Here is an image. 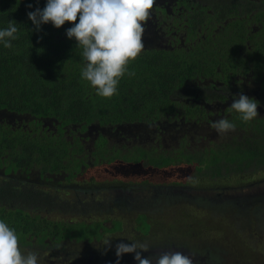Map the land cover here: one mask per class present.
<instances>
[{
  "label": "trees",
  "instance_id": "trees-1",
  "mask_svg": "<svg viewBox=\"0 0 264 264\" xmlns=\"http://www.w3.org/2000/svg\"><path fill=\"white\" fill-rule=\"evenodd\" d=\"M45 4L46 0H39L38 3L37 0H0V29L6 28L9 20L18 24V39L11 41L13 47L6 49L0 44V111L4 112L0 119L7 122L0 124V166L7 172L18 169L28 172L35 168L41 173L62 170L71 178L80 174L82 169L93 167V164L128 166L143 161L149 166L147 157L125 163L127 159L123 157L126 153H150V150H139L141 146L137 144L130 147L127 144L130 140L123 134L125 128H139L138 124L153 125L158 122V127L166 125V129L160 130L164 133L178 120L184 121L187 131L195 126L204 127L194 132L199 133L196 134L199 135L198 140L202 139L205 143L199 150L197 147L184 150L183 143L189 144L190 140L178 141L177 147L171 148L172 154L162 155V163H151V168L159 166L158 170H163L180 164L190 166L195 162V165H202L212 178H222L232 170L241 171L251 166L260 169L264 166V102L259 101L264 100V94L255 99L262 108L261 111L258 108L259 116L254 120L242 122L237 116L225 117L249 136L221 134L222 140L217 145L208 143L207 147L205 136L210 132L208 125L214 122L210 119V108L205 107L210 99L207 96L202 98L196 87L197 82L205 81L209 93L215 88L221 91L215 93L213 90L214 93L220 94L229 90L231 83L248 70L260 72L264 60H258L255 67H250L255 59L244 57L242 46L249 41L254 46L249 53L264 52V40H257L260 36L264 38V0H223L213 2L205 9L198 5L204 14L206 9L215 10L213 14H205V25L209 30L204 31V26H201L204 37L174 52L162 50L139 56L128 68L135 74H126L120 80L117 94L111 98L97 96L88 82L81 78V69L86 62L82 49L76 48L75 40L66 36L71 24L66 23L60 29L46 24L38 32L34 29L27 13L36 7L42 9ZM231 17H234L231 21L227 20ZM222 20H227L228 25L222 24ZM217 25L223 31H214ZM197 35L191 34L192 39ZM178 104L184 109L180 110ZM8 114H15V117L7 118ZM45 121L47 124L43 126ZM55 127L56 132L52 129ZM89 127L98 132L91 153H86L83 146L73 147L77 144L76 140L71 139L75 142L71 143L64 136V132L72 135L77 129L84 132ZM152 128L144 126L142 129L152 131ZM175 129L178 130V127ZM120 134L124 139H115ZM117 140L122 142L121 146H118ZM221 148L225 151H220ZM192 155L200 159L188 161ZM198 169V172L202 170ZM54 195L37 190L31 184L18 186L12 179L0 180V205L18 201L24 203L16 211L17 217L11 219V228L22 238L29 236L31 231V237L38 236L40 241L46 239L45 230L34 232L20 213L42 202L53 205ZM83 220L79 225H66L69 233L65 236L64 222L56 223L55 232L48 237H68L70 242L104 241L107 235L111 238L122 229L118 220L110 221L109 226H105L104 221L94 225ZM144 220L145 217L139 215L135 224L145 237L152 234L153 227L150 222L144 224Z\"/></svg>",
  "mask_w": 264,
  "mask_h": 264
},
{
  "label": "flooded vegetation",
  "instance_id": "flooded-vegetation-1",
  "mask_svg": "<svg viewBox=\"0 0 264 264\" xmlns=\"http://www.w3.org/2000/svg\"><path fill=\"white\" fill-rule=\"evenodd\" d=\"M218 1L222 2L223 0H156L155 5L151 10L150 17L144 25V49L139 56L154 54L162 50L174 52L184 45L190 46L192 42L203 38L204 32L202 31L201 26H204V31L208 29L205 25V14H213L215 10L206 9L204 14V11H201L202 9L200 7L204 9L211 7L213 2ZM197 11L200 12L196 13ZM233 18L234 17H231L227 20L231 21ZM227 20H222V24L227 26ZM219 21H221V19ZM213 30L220 32L223 31V28L218 26ZM253 30H256L257 32V29L254 26ZM191 34L199 35H197L195 39H192ZM260 39V42L264 40L261 36L257 38L258 41ZM252 47L254 48V46L250 45L249 41H246L242 46V52L244 57H252L255 59V62L250 64V67H255L256 61L264 60V52L255 51V54H251L249 53V50H251ZM259 71L260 72H254L252 70H248L243 76L236 78L237 81H235V83L229 82L232 87H229V90L223 91L220 94H215L217 91H221L218 89L215 90V88L213 89L216 91L215 93L213 90L209 93L206 89L208 86L205 81L197 82L196 87L200 91L198 94H201L202 98L207 96L210 99L209 102L206 103L205 107L210 108L212 112L213 109L216 111L219 109L220 113L218 116H222L223 118L228 116H237V113L229 110V106L234 96H238L240 93H243L249 98L259 99L264 94V66L261 67V70ZM259 101L264 102L263 99H259ZM12 117L14 118L15 114H8L7 118ZM5 123L7 122L4 119H0V124ZM46 124L47 122L45 121L43 126ZM184 124L183 120H178L170 126L172 128L178 127L180 131L166 133L165 131L164 133L160 132V130L167 128L165 127L166 125L158 127V122L153 125L138 124L139 128H133L135 131L136 129L143 130L141 128H144V126H152V132L154 133L151 138V144L137 143L138 146H141L138 147L139 150H150V153H152L151 155L153 156L167 155L168 144L171 141H175L173 143L175 144L178 141L187 142L189 140L188 132L186 130L181 131V129H185ZM52 129L54 132L57 130L56 127ZM78 129H80V126H78ZM78 129L72 135H68L67 132H64L65 138L71 143H75L72 141L73 139L76 140L77 144H74L73 147L80 145L83 146V149H85V145L87 143H90L93 146V143L97 139L98 132L94 131V129H90V127L84 132L78 131ZM115 139L123 140V134L116 136ZM164 139H166L167 144L164 143ZM120 144H122V142H120ZM183 144L182 148L184 150L189 149L190 144ZM147 146L151 147L148 148ZM198 149L200 148L198 147ZM217 149L218 148H216V150ZM220 151L223 152L225 149L221 148ZM97 166L99 167L100 164H93V168ZM109 166L110 165H106L104 170L108 171ZM88 169L84 168L80 174L68 179V175L62 170L59 172L41 173L38 168H35L32 170L30 169L28 172L20 171L19 169L7 172L4 167L0 166V180L12 179L18 186L19 184H31L37 190L55 194V197L52 199L54 201L53 205L50 202H42L36 204L34 207H31L25 213H20L26 219L28 227H30L34 232L45 230L44 233L47 237L44 241H40L38 236L31 237V231L29 232V236L26 238H22L19 233L22 248L35 250L39 252L40 255L42 254L44 256L45 261H42V257H40L39 264H116L117 257L115 255V248L112 247H114L115 244L120 243L121 239L135 240V238H139V240H142L144 238H150V235L147 234L144 237L141 234V231L137 230L138 226L135 222L139 215H143L145 217L144 224H147L149 222L148 215L150 213L163 211L165 206L173 203H200L199 205L219 211V213L224 212L233 214L240 218L245 216H255L256 218H259L261 215L264 217V206L261 204L253 207L251 206L252 210L250 211L249 209L251 208L243 209L241 204L243 203L244 197L232 200V198L227 197V193L231 190L221 191L220 188H227L221 185H212L211 187L203 189L199 186L193 187V185H185L182 181L176 185L170 184L165 186L154 181L151 183L148 179L141 182L130 181L129 179H125L127 177H119L122 179L112 178L110 180L101 177V179L95 181H74L76 178L85 175ZM200 173L203 175L201 169ZM61 190L65 192L63 197L59 195V192L63 193ZM197 192L201 194H194ZM210 192H214V196H208V193ZM103 193L106 194V197H102ZM261 198H264V195L256 196V198L249 197L247 200H256V204L262 203L264 205V200H260ZM23 205L24 203H21L20 201L17 203L7 202V204H1L0 219L4 220L9 227H12L11 219L17 217L16 211H19ZM11 209L13 212H10ZM128 212H133L135 214L134 223L131 222V224H129V221H127L126 217L123 216ZM116 213H119L122 216L117 218L111 217V219L108 217L105 219H98L99 215ZM56 214H59L62 217L57 220L53 219ZM68 215H70L69 218ZM91 215H94L95 218L92 217L91 219H87ZM83 219H86L90 223H94V225L99 221H104L103 224L105 226H109L110 221L118 220L122 223V229L120 233L112 235L111 238H109L110 235H107L104 241L93 239V241L83 240L80 242H70L68 237H64L63 239H57L55 236L48 237L55 232L56 223L64 222L65 226L63 236H65L69 233L66 225H79V222L84 221ZM151 230L152 229H150V231ZM113 236L118 239H113ZM165 238L167 239L168 237ZM124 242L127 243V241ZM147 243L152 250L165 245L163 241ZM189 245L190 244L188 242L186 243V241H181L176 246L188 249ZM196 247L203 246H193L194 253L192 256L194 258V264H208V262L213 264L219 263V256L221 257V254L217 255L213 247H209L204 250V256H206V253L208 254V257L206 256L207 259L196 254L198 252ZM152 250L142 253V258L150 255L156 256ZM134 255V253L123 255L119 260V264H137L134 259ZM153 264H155V260H153Z\"/></svg>",
  "mask_w": 264,
  "mask_h": 264
},
{
  "label": "rangeland",
  "instance_id": "rangeland-1",
  "mask_svg": "<svg viewBox=\"0 0 264 264\" xmlns=\"http://www.w3.org/2000/svg\"><path fill=\"white\" fill-rule=\"evenodd\" d=\"M187 90L188 89H186V91ZM182 107L183 106H179L178 104V108L180 110L184 109ZM261 108L262 107L259 108L260 111ZM208 111L211 112L210 119H212L213 121L223 118L222 116H219L215 119L218 112L215 109H213V112L211 111V109H208ZM2 115L3 113L0 114V116ZM237 118H239L238 115ZM204 120L206 122H209V119L207 118H204ZM212 123L213 122H211V124ZM208 127L210 128V132L207 133V136H205L207 138L206 146L208 147V143H215L217 145L218 141L222 140L221 134H218L216 130L211 127V125H208ZM202 128L204 127L197 128L195 126L190 131L181 129V131L186 130L189 134V149H192L193 147L200 148L203 146V143H205L202 141V139L198 140L199 135L196 134L199 133L194 132L195 130H200ZM125 129L126 130H124L125 132L123 134L128 140H130L127 141V144L130 147L137 143L151 144V138L154 134L152 131L144 129H136L135 131L132 128ZM175 130L177 129L170 126V128L166 131H180V129H178L177 131ZM229 134H234L235 137H239L242 135L249 136L245 135V131L243 133V131L239 128H236L235 131L229 132ZM250 135L252 136V134ZM164 141V143L167 144L166 139H164ZM227 141H229V139ZM116 142L118 146L122 145L120 144V141ZM174 142L175 141H171L168 144L167 154H172L173 150L171 148L177 147L178 144H173ZM147 147L149 148L151 146ZM92 151L93 146L90 143H87L85 145V152L91 153ZM57 154L59 153L57 152ZM151 156L149 152H139V154H137L136 152L132 151L131 153H126L124 155L123 158L127 159L125 163H130L128 161H138L141 158L147 157L146 159L148 160L149 166L146 165L145 162L139 161L130 163L128 166H124L123 164H117L116 166L111 165L108 167V171H105L104 166L102 165L94 168L91 167L86 171L85 175L76 178L74 181H95L101 179V177L107 180H110L112 178L122 179L127 177L125 179H129L130 181L141 182L145 179H148V181H150L151 183H153L154 181L165 186H168L170 184L176 185L179 184V182L183 181V184L185 185H193V187L199 186L203 189L211 187L212 185H221L227 188H231V191L227 193V197H230L232 199H241L243 197V199H249V197L256 198V196L264 195V166L260 167V169L255 166H251L250 168L241 171L232 170L222 178H212L207 174V171L203 168L202 165H199L197 163V165L194 164L195 159H200V157L198 158V156L192 155L188 158V161L194 162L190 163V166L180 164L176 165L177 167L173 166V168H165L163 170H158L159 166H154L155 168H151V163L161 164L163 157L155 155L154 158H152ZM231 156H235V154H232ZM198 168H202L203 175L198 172ZM188 177H192V179L189 180L187 179ZM60 193L61 192H59V195L63 197V194L65 192L61 194ZM213 193L214 192L208 193V196H214ZM194 194L201 193L197 192ZM102 197H106V194L103 193ZM262 199L264 200V198H261L260 200ZM199 204L200 203L189 204L184 202L173 203L165 206L163 211L150 213L148 215V221L152 224L153 227V232L149 236L150 238H144L142 240H139V238H135V240L151 243L163 241L164 244L174 245H177L181 241H186V243L188 242L190 244L188 249L190 248L189 250L192 254L194 253L193 246L201 245L203 247H196V249L198 250L196 254L205 257L206 259L208 257V254L206 253L207 257L204 256V250L206 248L213 247L217 255L221 254V257L219 256L218 264H264V219L261 218L263 217L262 215L259 218H256L255 216H245L240 218L236 217L233 214L224 212L219 213V211L206 208L205 206H201ZM259 204L264 206L262 203L256 204V200H243V203L241 205L243 206V209L251 208L249 209L250 211L252 210L253 206H257ZM11 211L13 210L11 209ZM121 216L122 215L119 213L105 214L99 215L98 219H105L107 217L111 219V217L117 218ZM123 216L126 217L127 221H129V224H131V222L134 223L135 214L133 212H128ZM60 217L62 216L56 214L55 218L53 219L57 220ZM69 217L70 215H68V218ZM92 217H94V215H91L87 219H91ZM165 237L168 238L166 239ZM114 238L115 236H113V239ZM117 239L118 238L116 237L115 240ZM115 245L112 248H115ZM40 257H42V261H45V258L42 254L40 255ZM208 264L213 263L208 262Z\"/></svg>",
  "mask_w": 264,
  "mask_h": 264
},
{
  "label": "clouds",
  "instance_id": "clouds-1",
  "mask_svg": "<svg viewBox=\"0 0 264 264\" xmlns=\"http://www.w3.org/2000/svg\"><path fill=\"white\" fill-rule=\"evenodd\" d=\"M39 0H37V3ZM156 0H46L41 9L27 13L34 29L38 32L42 25L51 24L60 29L66 23L72 27L66 30L69 40H75L82 49L86 62L81 69V78L102 98H111L117 94L120 80L129 72L144 49L143 35L145 22L149 19ZM31 9L32 5L29 4ZM15 20H9L4 29H0V44L11 49V41L18 39V27ZM259 102L240 93L234 96L230 111L238 114L242 122H250L259 116ZM3 111H0V114ZM211 127L218 134L235 131L236 125L227 118L215 120ZM187 179L191 180L192 177ZM124 241H127L125 243ZM176 246L174 244H165ZM163 245V246H165ZM147 242L134 239H121L115 245L116 264L125 254L134 253L137 264H194L192 255L179 250L163 251L157 256L142 258L149 252ZM40 253L21 247L20 237L14 228L0 219V264H39Z\"/></svg>",
  "mask_w": 264,
  "mask_h": 264
},
{
  "label": "water",
  "instance_id": "water-1",
  "mask_svg": "<svg viewBox=\"0 0 264 264\" xmlns=\"http://www.w3.org/2000/svg\"><path fill=\"white\" fill-rule=\"evenodd\" d=\"M231 188H229V189H227V188H220V190L221 191H229ZM232 200H234V199H232ZM244 201H248L247 199H244ZM190 249V248H189ZM189 249H185V247H183V248H179V246H168V245H165V246H161V247H157V248H154L153 250H152V252L157 256V255H159L161 252H163V251H169V250H179V251H182V252H184V254H186V255H193L192 253H191V251L189 250ZM151 253V252H150ZM197 260V259H196Z\"/></svg>",
  "mask_w": 264,
  "mask_h": 264
}]
</instances>
